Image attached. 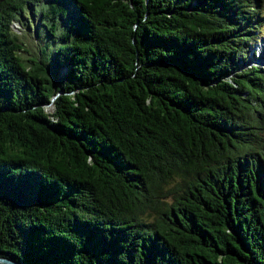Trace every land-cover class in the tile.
Listing matches in <instances>:
<instances>
[{
  "label": "trees",
  "instance_id": "trees-1",
  "mask_svg": "<svg viewBox=\"0 0 264 264\" xmlns=\"http://www.w3.org/2000/svg\"><path fill=\"white\" fill-rule=\"evenodd\" d=\"M259 38L264 0H0V257L264 264Z\"/></svg>",
  "mask_w": 264,
  "mask_h": 264
},
{
  "label": "rangeland",
  "instance_id": "rangeland-1",
  "mask_svg": "<svg viewBox=\"0 0 264 264\" xmlns=\"http://www.w3.org/2000/svg\"><path fill=\"white\" fill-rule=\"evenodd\" d=\"M253 51L255 54H249L248 64L252 63H261L264 65V58L262 57L264 54V40L258 39L257 42L253 45Z\"/></svg>",
  "mask_w": 264,
  "mask_h": 264
},
{
  "label": "water",
  "instance_id": "water-1",
  "mask_svg": "<svg viewBox=\"0 0 264 264\" xmlns=\"http://www.w3.org/2000/svg\"><path fill=\"white\" fill-rule=\"evenodd\" d=\"M0 262L8 263V264H19V263L15 262V261H12V260H10L8 258H4V257H0Z\"/></svg>",
  "mask_w": 264,
  "mask_h": 264
}]
</instances>
